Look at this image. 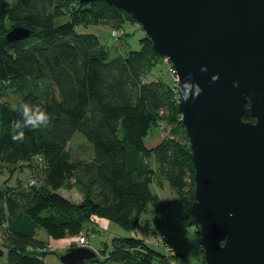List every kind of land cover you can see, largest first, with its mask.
Returning a JSON list of instances; mask_svg holds the SVG:
<instances>
[{
	"label": "trees",
	"instance_id": "16d2710c",
	"mask_svg": "<svg viewBox=\"0 0 264 264\" xmlns=\"http://www.w3.org/2000/svg\"><path fill=\"white\" fill-rule=\"evenodd\" d=\"M126 22L134 19L104 0H0V84L17 96L15 104L0 100V171L4 165L29 161L34 166L31 160L37 157L43 166L38 181L29 178L33 186L26 180L32 186L29 193L16 195L10 185L0 184L1 240L6 248L2 264H45L44 256L52 250L38 229L54 238L77 235L91 217L100 216L133 231L155 197L150 183L157 173L182 194L198 234L189 212L194 166L180 110L172 85L152 75L165 57L157 55L145 34L139 48L111 54L96 34L80 30L102 23L119 30L117 39H123L130 31ZM14 25L29 28L30 34L7 41L4 35ZM22 101H43L52 120L46 128L23 129L24 139L14 142L12 124L20 119L17 107ZM162 120L175 127L146 147L148 130ZM76 131L91 145L88 160L72 157L67 148ZM70 179L81 193L78 202L57 191ZM145 237H115L100 251L117 264H185V254L167 240L165 246L172 251ZM75 245L78 242H70L66 248Z\"/></svg>",
	"mask_w": 264,
	"mask_h": 264
},
{
	"label": "water",
	"instance_id": "95a60500",
	"mask_svg": "<svg viewBox=\"0 0 264 264\" xmlns=\"http://www.w3.org/2000/svg\"><path fill=\"white\" fill-rule=\"evenodd\" d=\"M104 1L132 16L175 74L202 264H264V0ZM29 34L14 25L4 37ZM58 257L81 264L97 253L75 245Z\"/></svg>",
	"mask_w": 264,
	"mask_h": 264
},
{
	"label": "rangeland",
	"instance_id": "374dc122",
	"mask_svg": "<svg viewBox=\"0 0 264 264\" xmlns=\"http://www.w3.org/2000/svg\"><path fill=\"white\" fill-rule=\"evenodd\" d=\"M125 28L127 31H130L125 38H119L117 40L110 34L111 28L102 23L89 24L87 27H83L80 30L96 34L101 44H104L111 54H116L117 52L124 54L129 49L139 48L140 45L138 40L145 34L143 29L135 21L132 23L126 22ZM169 66L171 67L170 62L166 58H162L154 67L152 75L160 77L161 80L172 85V96L178 103V95L173 94L174 91L176 92V77L175 74L170 72ZM16 99V94L11 92L7 84H0V100H7L11 104H15ZM173 122L176 124V127L180 128L176 123L177 119ZM173 122L169 123L162 120V122H158L157 126L150 127L147 135L144 137L145 146L149 148L156 145L161 140V135L165 134L166 131L169 132V129L175 127ZM67 148L71 156L78 160H88L92 155L91 145L82 134L77 131L67 143ZM31 162L34 163V166L31 165L30 161L15 165H4L0 171V184L2 185L5 182L10 185L11 187L9 189L13 190L16 195L21 191L29 193L33 185H27L26 180H29V178L37 180L36 174L40 173L41 175V170L43 168L39 157L33 158ZM159 175L160 174L157 173L155 179L150 183L151 193L155 197L149 200L146 209L141 213L140 223L142 226H145L143 230L145 233L142 232V234L146 236V239H149L148 230L154 236L164 233L167 242L175 251L185 253L187 259H185V264H202L199 235L195 231V226L190 222L191 219L187 214L186 202L182 194L173 188L166 178H161ZM20 184H22V187ZM57 191L74 202L80 201L82 197L73 179L68 181L67 186H62L58 188ZM89 221L87 226L80 232L86 235L89 246L96 250L99 260H86L81 264H117L105 260L100 249L104 244H106L107 247L111 243L112 238L130 235L129 229L105 217L95 216L91 217ZM80 232L77 235H66L64 237L54 238L47 235L43 229H38V236L47 240L49 242V249L52 250L51 252H47L44 256V263L61 264L58 257L59 253L65 250L68 243L77 242V237ZM1 239L2 231L0 227V248H3L4 251L0 259V263L2 264L5 258L6 248L2 245ZM160 250L163 249L160 248Z\"/></svg>",
	"mask_w": 264,
	"mask_h": 264
},
{
	"label": "clouds",
	"instance_id": "9594fccd",
	"mask_svg": "<svg viewBox=\"0 0 264 264\" xmlns=\"http://www.w3.org/2000/svg\"><path fill=\"white\" fill-rule=\"evenodd\" d=\"M206 71L205 68L201 69ZM217 77H213V80ZM20 119L12 124L11 139L14 142L22 141L24 139L23 129H41L46 128L52 120V115L47 111L44 102L30 103L22 101L18 107ZM89 246V245H88Z\"/></svg>",
	"mask_w": 264,
	"mask_h": 264
},
{
	"label": "built area",
	"instance_id": "2783aa9c",
	"mask_svg": "<svg viewBox=\"0 0 264 264\" xmlns=\"http://www.w3.org/2000/svg\"><path fill=\"white\" fill-rule=\"evenodd\" d=\"M110 34L116 40L118 38V35H119V30L111 29V33ZM172 73L174 74L173 69H172ZM28 183L29 184H34L35 181H34V179H29ZM149 240L154 245H163L167 251H172V248L170 246H165L166 235L164 233H160L159 235L154 236L152 239L149 238ZM77 242H78V245H89V242H88V239L86 238V235H84L81 232H80V234L78 236V241Z\"/></svg>",
	"mask_w": 264,
	"mask_h": 264
},
{
	"label": "crops",
	"instance_id": "0c3cea01",
	"mask_svg": "<svg viewBox=\"0 0 264 264\" xmlns=\"http://www.w3.org/2000/svg\"><path fill=\"white\" fill-rule=\"evenodd\" d=\"M144 228H145V226H142L141 223H140V224L137 225L136 228H135L133 231H131V232H132V234L135 235V236H145V235L142 234V232H144V231H143ZM131 232H130V233H131ZM147 232H148V235L151 234V232H150L149 230H148ZM144 233H145V232H144ZM146 235H147V234H146ZM179 252H180V251H179ZM181 253H182V254H185V253H183V252H181Z\"/></svg>",
	"mask_w": 264,
	"mask_h": 264
}]
</instances>
